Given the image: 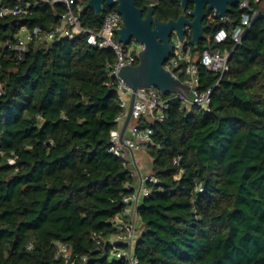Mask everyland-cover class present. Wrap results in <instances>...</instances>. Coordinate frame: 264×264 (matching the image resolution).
I'll return each instance as SVG.
<instances>
[{"label":"trees","instance_id":"16d2710c","mask_svg":"<svg viewBox=\"0 0 264 264\" xmlns=\"http://www.w3.org/2000/svg\"><path fill=\"white\" fill-rule=\"evenodd\" d=\"M81 3L87 29L116 10L96 16ZM63 11L37 4L27 16L0 20V264H64L55 241L86 257L75 264H126L92 239L116 232L111 221L135 182L107 152L120 111L116 89L106 85L113 52L82 35L33 40L20 61L3 47L22 26H57ZM241 14L232 7L190 47L194 55L230 53L223 76L196 63L198 90L212 89L210 110L174 99L164 120L150 124L147 154L158 183L138 208L137 264H264V18L236 45L231 30ZM221 30L227 39L216 44Z\"/></svg>","mask_w":264,"mask_h":264},{"label":"built area","instance_id":"2783aa9c","mask_svg":"<svg viewBox=\"0 0 264 264\" xmlns=\"http://www.w3.org/2000/svg\"><path fill=\"white\" fill-rule=\"evenodd\" d=\"M15 4H5L0 0V20L8 17H21L30 14L32 7L37 4L50 6H61L64 8L60 15V22L49 30H42L39 27L28 29L22 26L15 36L13 42H7L3 47L20 61L29 43L33 40L38 42H53L61 39H74L76 36H84L87 45L94 49L113 52L115 60L107 66L106 85L116 89L120 111L114 123L115 128L110 132V140L107 152L121 159L122 165L127 168L131 175H136L133 191L122 200L123 211L116 214L111 221L115 233L108 237L92 235V239L99 249H109V257L112 260L124 261L126 264H137L133 251L140 232V220L138 208L142 201L150 195V186L157 184L158 180L151 173H142L137 155L147 152L152 143V129L150 124L155 121H163L171 100L178 99L187 110L192 107L202 112L210 110L212 89L198 90V73L196 63L208 71L223 76L229 70L228 60L230 53H221L218 50L203 51L200 54H192L191 48L181 44L174 35L172 40V52L164 64V68L179 79L183 76L189 87V100L179 95L164 96L155 88H138L133 91L119 78L118 72L125 66H135L138 63V54L143 50V45L135 39L127 44L117 42V30L123 26L121 15L113 10L105 15L100 28L87 29L81 25V14L83 4L81 0H16ZM241 11V18L238 25L231 30V40L239 44L245 32L258 18H264V0H240L237 4ZM116 30V31H114ZM227 39L224 30L214 36V42L220 44ZM0 51V58L2 57ZM217 85V84H216ZM135 95L132 115L125 134L120 141V130L127 115V109L131 95ZM176 164L177 161L175 160ZM10 165L14 160L9 161ZM55 259L61 260L64 264H75L86 262V257H79L72 251L69 244L55 241Z\"/></svg>","mask_w":264,"mask_h":264},{"label":"water","instance_id":"95a60500","mask_svg":"<svg viewBox=\"0 0 264 264\" xmlns=\"http://www.w3.org/2000/svg\"><path fill=\"white\" fill-rule=\"evenodd\" d=\"M190 1L195 2L196 0ZM202 2L208 3L207 9L212 10L214 16L224 18L230 8L236 6L240 0H202ZM184 3L185 0H182L183 7ZM86 6L93 10L96 16H99L106 7H115L123 20L122 28L117 30L118 44H127L131 39H135L143 45V50L138 54L137 65L125 66L118 72L119 78L126 86L133 91L138 88H155L164 96L179 95L189 100L188 85L167 71L164 64L172 52V44L169 40L171 31L182 44L184 39L182 26L187 23L192 29V43L197 46L198 41L202 40L205 29L200 25V18L203 16L202 3L195 4L191 13L194 17L192 22L188 23L184 17H180L176 22L169 21L165 24L156 21L154 28L150 26V12L145 19H142L135 0H87ZM134 100L135 95L132 94L127 115L120 130V141L130 122Z\"/></svg>","mask_w":264,"mask_h":264},{"label":"flooded vegetation","instance_id":"af4514ba","mask_svg":"<svg viewBox=\"0 0 264 264\" xmlns=\"http://www.w3.org/2000/svg\"><path fill=\"white\" fill-rule=\"evenodd\" d=\"M201 3L203 4V16L200 18V25L205 28L203 31V40L207 38L213 26L219 24L226 18L214 16L213 11L207 9L208 3H203L202 0H196L195 2L185 0L183 7L182 0H135V5L140 10L142 19H145L150 12V26L152 28H154L156 21L165 24L169 21L176 22L180 17H184V20L188 23L192 22L194 17L191 13L194 10L195 4L200 5ZM182 31L184 34L182 42L185 45L197 48L201 40L198 41L197 46L192 43V29L187 23L183 24ZM174 35V32L171 31L170 43H172Z\"/></svg>","mask_w":264,"mask_h":264},{"label":"rangeland","instance_id":"374dc122","mask_svg":"<svg viewBox=\"0 0 264 264\" xmlns=\"http://www.w3.org/2000/svg\"><path fill=\"white\" fill-rule=\"evenodd\" d=\"M139 165L141 167L142 173H151V164H152V159L148 156L147 152L145 153H140L137 155ZM136 175H134V179L136 180Z\"/></svg>","mask_w":264,"mask_h":264}]
</instances>
